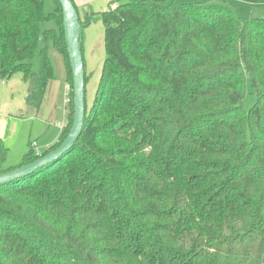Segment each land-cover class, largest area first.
I'll list each match as a JSON object with an SVG mask.
<instances>
[{"label": "trees", "instance_id": "trees-1", "mask_svg": "<svg viewBox=\"0 0 264 264\" xmlns=\"http://www.w3.org/2000/svg\"><path fill=\"white\" fill-rule=\"evenodd\" d=\"M53 3L45 14V0H0V80L21 73L38 111L54 79L52 44L71 107L58 142L41 154L28 142L15 168L56 149L72 122ZM77 13L82 55L83 29L95 20L104 29L92 100L83 56L79 137L0 185V264H264V18H238L229 0H114ZM248 86L255 101L245 110ZM5 157L0 142V174L15 169Z\"/></svg>", "mask_w": 264, "mask_h": 264}, {"label": "rangeland", "instance_id": "rangeland-1", "mask_svg": "<svg viewBox=\"0 0 264 264\" xmlns=\"http://www.w3.org/2000/svg\"><path fill=\"white\" fill-rule=\"evenodd\" d=\"M114 0H73L81 17L86 11L99 12L112 5ZM178 4H194L205 0H166ZM235 15L240 19L264 18V8L251 6L247 2L229 0ZM53 0H45V14L55 10ZM55 27L53 23H45L42 28ZM103 25L95 20L83 29L82 49L87 71L93 72V79L87 85V103H91L98 74L104 59ZM48 56L54 70V79L47 84L46 91L38 111L26 103L30 84L24 82L22 74L17 72L9 80H0V142L6 149L3 168H15L22 162L28 142L35 153L41 154L48 147L58 142L62 129L68 125L71 116L69 105V86L62 56L48 45ZM32 70L40 68V57L32 60ZM91 78V77H90ZM252 90L247 88L243 107L248 110L254 103Z\"/></svg>", "mask_w": 264, "mask_h": 264}, {"label": "water", "instance_id": "water-1", "mask_svg": "<svg viewBox=\"0 0 264 264\" xmlns=\"http://www.w3.org/2000/svg\"><path fill=\"white\" fill-rule=\"evenodd\" d=\"M62 12V25L67 57L72 75L73 117L70 129L62 143L31 163L0 174V185L33 173L69 150L80 135L85 115L84 62L81 52L79 16L71 0H58Z\"/></svg>", "mask_w": 264, "mask_h": 264}]
</instances>
